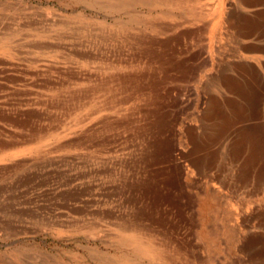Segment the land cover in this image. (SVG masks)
Here are the masks:
<instances>
[{"label": "rangeland", "instance_id": "374dc122", "mask_svg": "<svg viewBox=\"0 0 264 264\" xmlns=\"http://www.w3.org/2000/svg\"><path fill=\"white\" fill-rule=\"evenodd\" d=\"M111 1L0 0V264L133 257L123 231L136 228L190 257L197 246L212 264H264L263 215L240 221L234 246L224 213L191 221L186 202L198 198L203 209L211 193L200 184L180 192L166 168L172 189L154 206L137 188L157 173L152 133L168 124L182 134L188 118L215 130L209 175L235 213L264 196L263 146L251 153L240 140L250 131L264 141V21L248 31L238 24L242 13L262 15L264 1L245 10L239 0ZM207 101L220 110L215 121H202ZM179 136H170L175 147Z\"/></svg>", "mask_w": 264, "mask_h": 264}, {"label": "bare ground", "instance_id": "6f19581e", "mask_svg": "<svg viewBox=\"0 0 264 264\" xmlns=\"http://www.w3.org/2000/svg\"><path fill=\"white\" fill-rule=\"evenodd\" d=\"M106 1L107 6H112L113 7V2L111 0H104ZM119 1V0H118ZM122 4L127 6L131 3H133V0H122ZM142 4H146L147 2L149 3L150 1L153 2H166L167 0H139ZM177 1V0H175ZM173 0V2H175ZM257 1H264V0H239L242 8L245 10L246 8L252 6L253 3H256ZM222 3V2H221ZM221 3H217L216 4V12L218 14L221 13L222 11V4ZM263 3V2H262ZM261 3V4H262ZM258 4V2H257ZM119 7V6H118ZM235 9V8H234ZM197 12V10H196ZM195 12V13H196ZM241 12V11H239ZM230 13V12H229ZM236 13V10H235ZM255 13V12H254ZM259 13V12H258ZM257 13V14H258ZM256 14V13H255ZM262 15H256V16H250L246 13H242L240 16L241 18H237L239 19V23L242 26V29L247 31L250 29L252 30V28H256L257 26H259V24L261 22L264 21V11H262L261 13ZM236 16V14H233ZM234 16V17H235ZM237 16H239L237 14ZM233 18V17H232ZM236 18V17H235ZM228 19L231 21L230 17H228ZM236 19V20H237ZM235 21V20H234ZM233 24V23H232ZM261 25V24H260ZM239 26V25H238ZM243 32V31H242ZM2 44L9 46V42L6 40H2L1 41ZM169 61V60H168ZM165 62V61H164ZM163 62V64H164ZM235 66V65H234ZM244 66V64H243ZM246 66H248L250 68V70L255 71V67L253 65V63H248ZM220 71V70H219ZM239 73V72H238ZM221 76V75H220ZM232 76V74H231ZM235 76V75H234ZM251 76V75H250ZM216 77V76H215ZM227 78V77H226ZM221 79V78H220ZM232 79V78H230ZM226 80V79H225ZM228 80V78H227ZM232 81V80H231ZM223 83V82H222ZM226 85H228V87L232 86V84L228 81H226ZM240 83V82H239ZM238 83V84H239ZM225 84V83H224ZM237 85V84H236ZM244 85V84H242ZM224 86V85H222ZM234 87V85H233ZM226 89V88H225ZM236 89V88H235ZM238 89V88H237ZM236 89V90H237ZM229 90V89H227ZM246 90V89H245ZM243 91V90H242ZM240 92V91H239ZM256 92V91H255ZM237 93V91H236ZM249 94V93H248ZM251 94V93H250ZM251 96V95H250ZM255 96V95H254ZM226 97V96H225ZM243 97V95H242ZM209 98V97H208ZM224 98V97H223ZM259 100L261 99L260 96L258 97ZM225 99V98H224ZM231 99V98H230ZM210 100V99H209ZM214 101V100H213ZM228 101V100H227ZM234 101V100H233ZM239 101V100H238ZM245 101V100H244ZM248 101V100H247ZM212 102V101H210ZM216 102V101H215ZM222 102V101H221ZM249 102V101H248ZM253 102V101H252ZM262 102V101H261ZM208 103V101H207ZM229 103V102H228ZM254 103V102H253ZM251 103V104H253ZM255 103H258L255 102ZM4 104V103H3ZM218 104V102H217ZM250 104V105H251ZM216 105V104H214ZM214 105L212 103H208V105L206 106L205 110L206 113L203 115L202 121L206 122L205 120H217V110L219 109H214ZM241 105V104H239ZM257 105V104H256ZM238 106V105H237ZM236 105H234V102H231L230 104V110H234L236 107ZM246 106V105H245ZM199 107V106H198ZM218 107V106H217ZM260 107V104H259ZM203 108V107H202ZM216 108V107H215ZM224 108V107H223ZM247 108V107H246ZM253 108H254V104H253ZM161 109V108H160ZM203 110V109H202ZM223 110V109H222ZM236 110V109H235ZM2 111V110H0ZM32 111V110H31ZM220 111V110H218ZM238 111V110H237ZM245 111V110H243ZM250 111V110H249ZM253 112L255 110H252ZM261 111V110H260ZM30 112V111H29ZM150 112V111H149ZM196 112V111H195ZM194 112V113H195ZM199 112V111H198ZM197 112V113H198ZM202 112V111H201ZM205 112V111H204ZM236 112V111H235ZM256 112V111H255ZM27 113V112H26ZM163 113V112H162ZM169 113V112H168ZM203 113V112H202ZM222 113V112H221ZM224 113V112H223ZM237 113V112H236ZM235 113V114H236ZM246 113V111H245ZM25 114V113H24ZM29 114V113H28ZM244 114V113H243ZM248 114V113H247ZM6 115V114H5ZM31 115V114H29ZM220 116V114H218ZM225 115V114H223ZM7 116V115H6ZM26 116V115H25ZM28 116V115H27ZM166 116V115H165ZM222 116V115H221ZM240 116V115H239ZM238 116V117H239ZM225 117V116H224ZM229 118V117H228ZM233 118V117H232ZM240 118V117H239ZM27 119V118H25ZM224 119H227L224 118ZM245 119V118H244ZM5 120V119H4ZM199 120V119H198ZM236 120V119H235ZM239 120V119H238ZM237 120V121H238ZM242 120V119H241ZM159 121V118L157 119V122ZM228 121V120H226ZM264 121V120H263ZM162 124L165 123L167 124V121L165 119L162 118L161 120ZM236 122V121H235ZM255 122V121H254ZM182 126H183V133L182 134H178L176 135V133L173 131V128L168 131L166 126H163L161 128L158 129L159 132L157 133H152L151 138L149 139V146L151 149V151H148V157L149 160L151 159L150 163H149V169L150 171H153L154 167L157 171V173L154 175V178L149 177L152 175H149V178L145 177V181L144 184L141 185H137V188L139 190H143L145 189V191H143V193H145L146 195H148L151 198V205L154 206V204H160L162 201V198L166 199L167 193L170 191V189H172L171 187L168 186V181H172L171 178L169 177V174L167 173H160L161 171L164 172V169L168 168L170 172H173L176 177H177V187L176 189L179 190L180 192L187 189L189 191H192L191 186H195L200 184L201 186V190L204 192H211L209 194V196L207 198H205V202H204V207L203 209H201V207L199 209H195L196 204H198L199 202H197V199H194L191 202H186L185 206L191 207V221H195V225H198L197 223L199 215H201L204 218H208L211 217L212 218H216L219 214L224 213V217L225 218V223L224 225L229 226L230 229L228 230L227 228V235L230 237V239L232 240V245L235 244V240H236V236L238 233H240L242 230V223H240L241 220L244 219H248L251 221V219L256 218L257 220H259L261 218V216H264V196L262 197H258L256 200V203L254 206H251L250 209L248 210V214L247 212H244V214H240V213H235V209L232 206V204L229 202L228 198L225 197L226 195L222 193V191L220 190V188H218L217 186V182L215 181L216 179L214 178V176H212L211 174L209 175V170L211 169V164L213 166V159L215 157V151L213 149V141L216 140V138L213 139V134L215 133L214 128L210 131H207V129L203 130L204 126L202 127H197V123H193V121L191 119L185 118L183 120H181ZM231 123V122H230ZM253 123V122H252ZM171 124V123H170ZM215 123H213V126H216ZM226 124V123H225ZM250 124V123H249ZM25 125V124H24ZM201 125V124H200ZM245 125V124H244ZM23 126V125H22ZM219 126V125H218ZM240 126V125H239ZM238 126V127H239ZM243 126V125H242ZM173 127V126H172ZM222 127H224L222 125ZM235 127V126H234ZM237 127V126H236ZM249 128V127H248ZM225 129V128H224ZM223 129V130H224ZM240 129V128H239ZM247 129V128H246ZM245 129V131H246ZM3 130V129H2ZM219 130V129H218ZM249 131V130H248ZM256 131V130H255ZM243 132V131H240ZM169 133V134H168ZM221 133V132H220ZM217 133V134H220ZM223 133V132H222ZM226 133V132H225ZM246 133V132H245ZM242 134L241 136V146H244L246 149H249L252 152H254L259 146H263L262 150L264 149V141H262L260 138V136H258L257 134H254L253 132L246 133V134ZM229 134V133H228ZM238 134V133H237ZM236 134V135H237ZM262 134V136L264 137V128L262 129V131L260 132V135ZM180 135V136H179ZM222 135V134H220ZM235 135V136H236ZM239 135V134H238ZM176 138L175 136H179V144L175 147V144L172 143L171 140L172 137ZM234 136V137H235ZM219 137V136H218ZM218 139V138H217ZM222 141V140H221ZM237 141V140H236ZM219 142V140H218ZM223 142V141H222ZM234 142V141H233ZM239 142V143H241ZM221 145L222 143L219 142ZM238 143V142H236ZM235 143V144H236ZM219 144V145H220ZM230 144H234V143H230ZM234 144V145H235ZM217 145V144H214ZM233 145V146H234ZM232 146V145H231ZM229 147V146H228ZM235 148V147H234ZM240 148V147H239ZM232 149V148H231ZM261 149V148H260ZM260 149H257L260 150ZM220 150V149H219ZM237 150V148L235 149ZM239 150V149H238ZM260 150V151H262ZM241 151V149H240ZM244 151V150H243ZM232 152V151H231ZM234 152V151H233ZM259 152V151H258ZM264 152V150H263ZM262 152V153H263ZM218 154V153H216ZM250 154V153H249ZM242 155V154H240ZM254 155V154H253ZM259 155V154H258ZM159 156H162L159 160ZM249 156V155H247ZM156 159V161L158 162L156 165L154 164L153 159ZM225 157V156H224ZM256 157V156H255ZM228 158V157H227ZM245 158V157H244ZM233 159V158H231ZM253 159V158H252ZM259 159V158H258ZM263 159V158H262ZM255 160V159H254ZM153 161V162H152ZM160 161V162H159ZM222 162H224L223 160H221ZM253 161V160H252ZM258 161V160H255ZM254 161V162H255ZM264 161V160H263ZM217 162V161H215ZM227 162V160H226ZM246 163H248L247 161H245ZM228 163V162H227ZM253 163V162H252ZM225 166V163H223ZM222 164V165H223ZM262 164V163H261ZM215 165V164H214ZM221 165V167H222ZM243 165V162H242ZM241 165V166H242ZM251 164H249L250 166ZM255 165V163L253 164ZM247 166V165H246ZM220 167V168H221ZM240 167V166H239ZM261 167V166H260ZM210 168V169H209ZM224 168V167H223ZM243 168V167H242ZM249 168V167H248ZM222 169V168H221ZM251 169V167H250ZM259 169V168H258ZM253 170V169H252ZM212 171V170H211ZM216 171V170H215ZM223 171V169H222ZM247 171V170H246ZM249 171V170H248ZM259 171V170H258ZM261 171V170H260ZM219 172V171H218ZM155 173V171H154ZM152 174V173H151ZM238 174H240V172H238ZM257 174V173H256ZM264 174V173H263ZM148 175V174H147ZM174 175V176H175ZM237 175V174H236ZM261 175V173H260ZM175 177V178H176ZM246 177V176H245ZM248 177V176H247ZM246 177V178H247ZM255 178V177H254ZM257 178V177H256ZM174 179V178H173ZM257 179H255L256 181ZM247 181V180H246ZM261 181V180H260ZM264 181V180H263ZM147 182V183H146ZM173 182V181H172ZM258 182V180H257ZM255 184V183H254ZM259 185V183L257 184ZM174 187V186H173ZM261 188V187H260ZM175 189V188H174ZM200 191V190H199ZM255 191V190H254ZM257 191V190H256ZM259 191V190H258ZM257 191V192H258ZM260 193V192H259ZM258 193V194H259ZM144 194V195H145ZM169 195V194H168ZM193 195V194H192ZM231 195V194H230ZM183 196V195H182ZM145 197V196H144ZM143 197V198H144ZM188 198V197H187ZM175 199V198H173ZM200 200V199H199ZM146 201V200H145ZM144 201V202H145ZM247 201V200H246ZM169 202V201H168ZM174 202V201H173ZM170 204V203H169ZM183 204V203H182ZM161 205V204H160ZM173 205V204H172ZM230 206L233 208H230ZM199 207V204H198ZM180 208V207H179ZM152 209V208H151ZM166 209V208H165ZM203 212V213H202ZM160 213V212H159ZM163 213V212H162ZM180 214V213H179ZM203 214V215H202ZM153 215V214H152ZM169 216V215H168ZM219 218V217H218ZM146 219V218H145ZM158 219V218H157ZM238 219V220H237ZM135 220V219H134ZM166 220V219H165ZM155 222V221H154ZM253 222V221H252ZM254 223V222H253ZM259 224V223H256ZM263 224V223H262ZM132 225V224H131ZM247 225V224H245ZM146 227V226H145ZM210 227V225H209ZM249 227V226H248ZM246 228V227H245ZM243 228V229H245ZM251 228V227H249ZM210 230L213 231L212 228H210L208 230V232H210ZM131 231H134V233H131ZM250 231V230H249ZM254 232V231H253ZM123 233H125V237H128L130 240V242L134 245V256L130 257L128 255H119L117 258L112 259V258H102L100 259V264H144L142 259H147L149 261V264H174L175 260L177 259H181L184 258V260H186L187 264H212L210 263L211 260H205L204 258V251H201L202 249L195 246L196 247V255L195 256H189L184 250L178 248V247H173V250L169 249V246L167 245L166 242H160L157 240V238L155 237V235L151 234V233H145L139 229H130V233L127 231V229H124ZM243 232H241L242 234ZM257 232H255L254 235H256ZM180 234V233H179ZM210 234V233H209ZM213 235V234H212ZM253 235V237H254ZM262 235V233L260 234ZM249 236V235H248ZM256 237V236H255ZM246 238H249L246 236ZM254 239V238H253ZM258 240V239H256ZM239 241V240H238ZM251 241V240H250ZM264 241V239H263ZM258 242V241H257ZM248 243V242H247ZM246 243V245H247ZM200 246V245H199ZM235 246V245H234ZM240 246V244H239ZM245 246V245H244ZM251 246V243H250ZM254 246V244H253ZM252 246V247H253ZM240 248V247H239ZM250 248V247H249ZM254 248V247H253ZM262 248V246H261ZM236 249V248H235ZM260 249V248H259ZM239 250V249H238ZM243 250V249H242ZM252 250V249H251ZM258 250V249H257ZM261 250V249H260ZM259 250V251H260ZM250 251V249H249ZM256 251V250H255ZM262 251H264V248L262 249ZM261 252V251H260ZM248 253V252H247ZM250 254V253H249ZM252 254V253H251ZM262 254V253H261ZM102 255V254H101ZM188 255V257H187ZM246 255V254H245ZM244 257V256H243ZM250 257V256H248ZM259 257V256H258ZM248 259V258H247ZM261 259V258H260ZM236 260V259H235ZM239 262V259H237ZM245 260V259H244ZM250 260V259H249ZM258 260V259H257ZM246 261V260H245ZM244 261V262H245ZM254 261V260H253ZM234 262V260H233ZM236 262V263H238ZM247 263V262H246ZM245 263V264H246ZM251 263V262H249ZM255 264H258L256 262H253ZM262 263V262H261ZM240 264V262L238 263ZM263 264V263H262Z\"/></svg>", "mask_w": 264, "mask_h": 264}]
</instances>
